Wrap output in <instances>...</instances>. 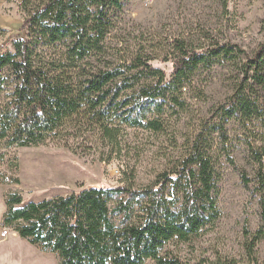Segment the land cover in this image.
Listing matches in <instances>:
<instances>
[{"label": "trees", "instance_id": "obj_1", "mask_svg": "<svg viewBox=\"0 0 264 264\" xmlns=\"http://www.w3.org/2000/svg\"><path fill=\"white\" fill-rule=\"evenodd\" d=\"M125 1H20L23 34L9 47L0 45V141L100 154L105 161L107 150L118 148L123 128L167 132L170 115L187 109L184 95L200 69L230 62L236 69L232 93L200 121L175 169L150 185L135 188L126 166L122 184L113 187L90 186L27 203L8 193L2 226L56 254L58 264H186L163 248L189 243L219 221L218 152L236 166L227 147L230 120L259 142L248 143L254 177L242 169L239 176L244 186L252 184L264 228V133H256L264 128V43L248 56L228 43L211 40L193 48L171 39L161 59L166 71L152 64V42L126 56L111 45L115 14ZM214 1L223 12L232 2ZM5 32L0 28V38ZM5 182L19 180L8 176ZM211 264L235 263L217 258Z\"/></svg>", "mask_w": 264, "mask_h": 264}, {"label": "rangeland", "instance_id": "obj_2", "mask_svg": "<svg viewBox=\"0 0 264 264\" xmlns=\"http://www.w3.org/2000/svg\"><path fill=\"white\" fill-rule=\"evenodd\" d=\"M20 1L0 0V28L6 30L0 45L5 47L23 34L19 31L23 16ZM171 39L183 40L193 48L209 46L211 40L219 45L228 43L251 56L264 43V0H232L227 12L221 11L214 0H126L115 14L110 43L124 56L138 44L152 42V64L168 71L169 66L161 59ZM235 71L230 62L223 61L200 69L190 92L184 95L187 109L170 115L167 132L123 128L118 148L107 150L105 161L99 159L100 154L81 156L57 146L8 147L0 141V232H8L0 237V264H58L56 254L31 245L2 226L8 193L20 194L27 203L90 186L113 187L122 184L126 166L134 172L135 188L152 184L159 174L175 169L200 121L208 119L231 95ZM226 133L236 166L227 163L224 152H218L219 221L213 230L189 243L171 242L163 248L165 255H176L186 264H211L217 258L235 264H264L258 197L252 192V184L244 186L239 176L242 169L249 178L254 177L248 143L259 142L233 120L227 123ZM256 133L263 134L264 128ZM213 137L218 144L217 135ZM8 176L19 182H5Z\"/></svg>", "mask_w": 264, "mask_h": 264}, {"label": "built area", "instance_id": "obj_3", "mask_svg": "<svg viewBox=\"0 0 264 264\" xmlns=\"http://www.w3.org/2000/svg\"><path fill=\"white\" fill-rule=\"evenodd\" d=\"M8 234L7 230L6 229H3L1 232H0V237H6Z\"/></svg>", "mask_w": 264, "mask_h": 264}]
</instances>
